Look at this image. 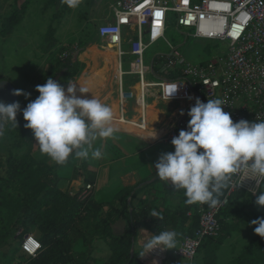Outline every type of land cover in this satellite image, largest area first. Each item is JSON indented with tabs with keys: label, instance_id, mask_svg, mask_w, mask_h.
<instances>
[{
	"label": "built area",
	"instance_id": "1",
	"mask_svg": "<svg viewBox=\"0 0 264 264\" xmlns=\"http://www.w3.org/2000/svg\"><path fill=\"white\" fill-rule=\"evenodd\" d=\"M111 13V17L97 27V34L116 51L121 72L120 105L122 110L125 107V114L129 100L141 108L140 127L148 123L149 98H155L150 92L153 84L164 82L174 83L177 95L161 89L160 101L187 103L185 114L160 137L165 142H171L181 130H187L190 120L187 113L197 98L204 103L208 99H222L223 110L231 114L234 122L264 120V0H115ZM169 13L174 15L176 28L190 29V32H183L186 37L226 42V52L197 64L187 61L165 38ZM125 29L133 32L127 40L128 50L123 48ZM158 40L165 41L169 51L156 54L150 64H145L144 51ZM126 54L132 57L129 60L135 67L132 71H124L121 67ZM59 57L65 61L69 52L63 50ZM124 75L136 76V82H140L138 94L132 92V84L125 83ZM263 181L244 170L231 176L220 204L202 208L192 234L181 238L176 249L165 251L163 260L168 259L170 264L180 261L191 264L204 239L219 236L218 214L228 205L231 195L237 190L257 195ZM93 188V183L85 184L77 192L79 199L88 197ZM41 247L31 233L24 235L20 244L21 252L27 257L36 256Z\"/></svg>",
	"mask_w": 264,
	"mask_h": 264
},
{
	"label": "crops",
	"instance_id": "2",
	"mask_svg": "<svg viewBox=\"0 0 264 264\" xmlns=\"http://www.w3.org/2000/svg\"><path fill=\"white\" fill-rule=\"evenodd\" d=\"M15 0H4V6L0 9V18L6 14V9ZM22 0L21 2H24ZM49 2H56L57 4L62 3L61 0H48ZM170 1V0H167ZM20 2V4H21ZM115 0H83V3L76 9H69L66 11L68 14V19L82 20L81 24H86L93 26L95 35L93 40L100 39L97 34V27L106 22V18H110L111 7ZM62 4H59V6ZM19 7V6H18ZM17 8V7H16ZM9 9V8H7ZM9 16V15H7ZM5 16V17H7ZM4 17V18H5ZM2 22V21H1ZM0 22V28H1ZM86 22V23H83ZM76 25H80L77 23ZM66 28V27H65ZM64 28V25L55 28V39L56 45L46 53H51L59 46L67 44L69 41L71 47L66 49L69 52V57L65 59L60 65H55L56 74L53 75L54 80L62 84L63 86L68 83H80L81 86L88 87L92 94L96 97L103 89L108 86L109 92L105 94L102 102L111 106L114 111V123L118 127L119 132L116 134V139H100L98 138L93 142L92 148L89 149V158L80 159L71 155L68 162L64 165H58L46 154H42L40 148L36 144V140L33 137L31 147V155L38 160H43L49 165H53L56 168V173L60 177L59 187L73 195L78 192L87 183H93L94 188L90 193V197L101 203H108L114 201L117 194L126 187H132L139 184V195L133 200L134 205H144L145 209L152 211H164V209H169L171 212L176 209L186 210V215L191 218L193 214H196L197 220L199 212L204 208L205 204H185L184 190H174L168 184V182L161 180L156 175V170L154 169L155 163L161 154L167 152H174V146L171 142H165L159 136L167 131L169 127L180 117L181 112L185 114V109L187 103L185 101H160L159 98L161 94L159 91L162 89L169 94L174 91V83H162L159 85H154V88L150 90L151 94L155 96L149 98V104H155V109L158 113V119L154 124L152 129H139L132 130L128 128L125 124L131 121L134 117L138 115V107L135 105L133 100L128 101L127 111L133 110L135 113L131 114L129 117L125 114V107L123 110L120 105L119 99V75L114 74L115 72V62H114V52L106 45L102 48L98 45L88 44V45H77L76 41L67 39V36L72 31H68ZM81 31V30H80ZM78 31V33L80 32ZM60 32L61 35H57ZM77 33V34H78ZM133 32L129 29L124 31V44L128 43V38L132 37ZM44 36V35H43ZM60 36H63L60 40ZM103 41V40H102ZM104 42V41H103ZM44 40L42 37L41 45L43 46ZM104 50L111 57V64L113 65V70L102 69L99 72H95L96 68L102 64L99 62H94L93 64H87L89 61L86 58H81L83 52H90L93 46ZM109 50V52L107 51ZM44 50L42 49V54ZM45 53V54H46ZM42 60V59H41ZM77 60L78 64L75 65L74 61ZM42 67L39 69L32 68L31 73L37 74L38 71L46 72L47 64L46 59L42 60ZM75 68V72L69 71L68 73H73L74 79L70 82L68 80L62 81L67 75H62L66 71L65 67ZM95 72V74H93ZM44 74V73H43ZM50 74V73H48ZM118 77V78H117ZM136 82V81H135ZM134 82V83H135ZM131 85V87L134 85ZM68 86V85H67ZM132 89V88H131ZM134 91V92H133ZM23 93H30L24 88ZM36 90L34 91V93ZM132 92L136 94V91L132 89ZM33 93V96H34ZM91 93L83 94L88 98H91ZM79 95V93H78ZM171 95H177V90ZM19 103L21 106L27 105L30 98L26 99L25 95H19ZM31 96V95H30ZM97 98V97H96ZM29 101V102H28ZM152 101V102H151ZM183 114V115H184ZM119 120L120 123H117ZM9 123V121H6ZM7 124V123H6ZM1 138V137H0ZM1 140V139H0ZM99 149L102 153V157L99 159H94L91 157V152ZM261 194V187L257 195L248 194L242 190L236 191L231 196L229 206L225 209L223 218L226 223H234L236 226L235 230L230 232V235L224 239L223 243L219 246L216 252V264H227L235 256H237L244 246H238L235 251L233 244L239 243H249L257 235L254 232L255 225L251 224V221L264 217V206H258L255 204V200ZM198 213V214H197ZM187 223V222H186ZM184 224V230L188 227V224ZM151 227L153 223H150ZM121 231H118V228ZM115 230L118 234L123 231V222H118L115 225ZM179 229L175 227L166 226L164 231H175ZM34 236H37V231L33 230L31 232ZM154 235L152 230L143 226V223H139V228L137 231V236L134 242V249L137 252L138 258L144 264H170L169 260H162V250L157 248L153 249L146 254V249L144 248V243ZM181 238L177 237V243ZM109 249L108 258H106V250ZM230 249V250H229ZM170 249L163 250L169 251ZM233 251V252H232ZM139 252V253H138ZM112 252L107 244V242L101 239H94L90 246V257L93 259H105L107 261L111 258ZM196 260H192L191 264H203L204 257L202 252H199ZM166 261V262H165ZM179 264H187L186 261H180Z\"/></svg>",
	"mask_w": 264,
	"mask_h": 264
},
{
	"label": "clouds",
	"instance_id": "3",
	"mask_svg": "<svg viewBox=\"0 0 264 264\" xmlns=\"http://www.w3.org/2000/svg\"><path fill=\"white\" fill-rule=\"evenodd\" d=\"M61 2L76 9L83 0ZM36 91L38 97L23 109L18 101L11 104L0 101V122L10 121L17 127V113L22 112L27 121L25 127L32 130L41 153L56 164L64 165L73 154L88 159L89 149L98 138H117L119 129L114 123L112 107L96 98L88 87L68 83L65 89L49 77L46 83L36 86ZM175 91L176 88L170 95ZM87 93L92 94L91 98L83 95ZM13 94L25 95L26 99L31 95L21 90ZM223 105L220 98L208 99L207 103L197 98L187 113L190 117L187 130H181L171 141L174 152L161 154L154 165L159 179L168 182L174 190H184L187 205L218 206L230 177L242 170L264 179V120L234 122ZM3 135L0 127V137ZM91 157L99 159L102 153L96 149ZM255 204L264 206V191ZM150 216L163 219L156 211ZM251 224L256 226L254 232L264 238V217ZM177 236L175 231L151 235L144 243L146 254L157 248L176 249Z\"/></svg>",
	"mask_w": 264,
	"mask_h": 264
},
{
	"label": "trees",
	"instance_id": "4",
	"mask_svg": "<svg viewBox=\"0 0 264 264\" xmlns=\"http://www.w3.org/2000/svg\"><path fill=\"white\" fill-rule=\"evenodd\" d=\"M28 0L21 3L11 14L1 22L0 35L8 36L14 27L22 20ZM63 10L70 8L63 3ZM55 28L47 31L45 52L51 51L56 45ZM81 45H83L81 43ZM71 47L68 43L58 48L66 50ZM61 62L56 61L57 65ZM77 65L78 61L75 60ZM62 75H67L71 67H65ZM75 68H72L74 71ZM50 77V74L46 77ZM37 92L34 99L38 97ZM33 99V100H34ZM25 106H21L23 109ZM18 138L14 144L20 149L27 145L31 147L33 132L25 127L22 112L17 113ZM60 177L56 168L43 160H34L30 156L19 158L16 154H8L0 159V257L8 255L4 249L9 247L10 240L16 244L10 251L20 250L24 235L37 231L35 236L41 243V249L34 257L22 253L20 260L8 255L6 264H89L90 246L94 239L107 242L112 256L102 264H144L134 249L138 225L152 230L153 234L164 231L166 226L175 227L185 235L192 234L197 227V217L186 215V210L169 209L158 211L163 219L151 217V211L144 205H134L133 200L139 195V184L122 189L114 201L101 203L94 201L90 195L84 200L79 199V193L69 194L59 187ZM264 182V181H263ZM240 191V190H237ZM243 191V190H242ZM226 188L222 190V199ZM245 192V191H244ZM247 193V192H246ZM249 194V193H248ZM233 196V194L231 195ZM231 197L229 198L230 202ZM208 207L207 204L204 205ZM229 203L218 214L220 233L218 237L204 239L198 252H202L203 264H216V252L224 239L236 229L234 223H226L223 214ZM123 222V232L118 234L115 225ZM187 222V223H186ZM150 223H153L151 227ZM188 227L184 230V224ZM82 240L84 251L73 249L74 241ZM87 254V255H86ZM227 264H264V238L256 235L240 253Z\"/></svg>",
	"mask_w": 264,
	"mask_h": 264
},
{
	"label": "rangeland",
	"instance_id": "5",
	"mask_svg": "<svg viewBox=\"0 0 264 264\" xmlns=\"http://www.w3.org/2000/svg\"><path fill=\"white\" fill-rule=\"evenodd\" d=\"M3 1L4 0H0V9H2V6H4ZM21 1L22 0H15L10 6L7 7L9 9L4 7L6 9V14L1 16L2 18H0V22L5 16L10 15L14 9H17L18 6L20 7ZM59 4H57L55 1L49 2L48 0H28L22 20L14 27L12 33L5 37L0 35V101H3L5 104H11L16 101L19 102L20 96L14 95L13 93L17 90L22 91L23 88L26 91H31V98L29 101L33 100L35 94L37 93V91L34 93L36 86L46 83V77L48 76V73H50V77L54 79L53 75L56 74V61L61 63L63 62L59 57L63 49L56 48L51 53H46L43 51L44 54L41 55L42 49L46 45L45 39L47 36V31L51 26L54 28H59L61 25L62 28V25H64V28L66 27L65 29H67L69 32H74H70V34L67 36V39H71V42L73 40L76 41L77 45H80L81 43L84 45L96 44L102 48H105L104 46L107 45L100 39L93 40L95 35L93 26L81 24L82 20H69L67 16L68 14L65 10H63L61 5L59 6ZM77 23H80V25H76ZM78 31L80 32L78 33ZM183 32H190V29L176 28L174 15L169 13V24L165 33V38L171 44H173L175 48L180 51L182 56L190 63L197 64L207 61L214 56H223L227 50L226 42L216 40L206 41L192 38L190 36L186 37ZM57 33V35H61L60 32ZM42 37L44 40L43 46L41 45ZM59 38L62 40L63 36H60ZM68 43L70 42L68 41L67 44ZM71 44L73 45L74 43ZM123 48L124 50H128L129 44L123 43ZM107 51L109 52L108 49ZM168 51V45L163 40H158L154 43H151L144 51V63L150 64L152 58L156 54L167 53ZM81 58L88 59L89 61L87 64H93L94 62H99L102 64L96 68L97 70L94 69L95 72H99L100 70L102 71V69H108L111 71L113 70V65L110 62L111 57L104 50H101L96 46H93L90 52H83L81 54ZM131 58L132 57L128 54L122 57L121 67L124 71H132L135 69V67L129 62ZM41 59H46L47 71H42V73L41 71H38L37 74L31 73L30 70L32 68L39 69L42 67L43 64ZM95 72H93V74H95ZM72 74L73 73H68L67 76L62 79V81L64 82L68 80L70 82L73 80L74 75ZM151 78L159 79L155 76H151ZM162 78L166 77L162 76ZM123 79L126 84H133L137 80L136 76L134 75H124ZM67 85L64 86L65 89L67 88ZM108 90L109 88L106 86V88L97 94L96 97L102 101L105 94L109 92ZM173 90H175V88H173ZM133 108L131 111L126 113V116L129 117L131 114L135 113ZM0 127H2L4 133V135L0 138V159L6 158L8 154H16L18 158L19 156H30L31 159H34L35 161L38 160L31 155V151H29L30 148H28L27 145L22 146L20 149L15 148L14 144L17 141L18 133L10 121L9 123L6 121L0 122ZM262 191H264V182L261 185V192ZM120 229L121 228L119 227L118 231H121ZM118 231L116 232L118 233ZM177 233V237L180 238L182 231L178 230ZM101 240L104 241L103 239ZM247 244L248 243L246 242L236 245L234 243V248L232 250L235 251L238 248L237 245L242 247ZM15 245L16 244L11 239L9 247L6 246L4 250L8 251L7 254L13 256L14 259L20 260V257L22 256L21 250H17L14 253L10 251ZM73 249L76 252L84 251L85 247L83 246L82 240H77L76 242L74 241ZM105 254L107 255L105 259H107L108 255L110 254L108 248ZM7 256L1 255L0 264H6ZM89 258V264H102V262L105 260L93 259L90 256ZM196 259L197 256L194 260Z\"/></svg>",
	"mask_w": 264,
	"mask_h": 264
},
{
	"label": "bare ground",
	"instance_id": "6",
	"mask_svg": "<svg viewBox=\"0 0 264 264\" xmlns=\"http://www.w3.org/2000/svg\"><path fill=\"white\" fill-rule=\"evenodd\" d=\"M113 52H114V62H115V72L114 74H118L119 79H120V68H119V63H118V56L116 54V51L112 48L109 47ZM117 77V78H118ZM132 89L136 91V94H138L140 92V82L137 81L134 83V85L132 86ZM120 92V90H119ZM152 102V101H151ZM142 110L141 108L138 107V115L136 117H134L131 121L126 122L125 124L122 122V125H127L128 128L132 129V130H139V129H152L154 127L155 122L158 119V113L155 109V104L154 102L149 104L148 109H147V125H145L144 127H140L139 126V118L141 116ZM117 123H120L119 120H117ZM166 132V131H165ZM162 133L159 138L165 134ZM165 255V251L162 250V256L161 259L163 260V257Z\"/></svg>",
	"mask_w": 264,
	"mask_h": 264
}]
</instances>
